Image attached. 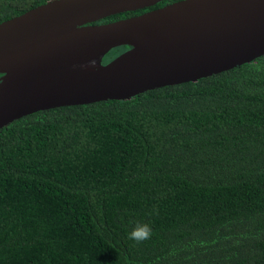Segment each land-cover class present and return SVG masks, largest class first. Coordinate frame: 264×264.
I'll return each instance as SVG.
<instances>
[{"label": "trees", "instance_id": "1", "mask_svg": "<svg viewBox=\"0 0 264 264\" xmlns=\"http://www.w3.org/2000/svg\"><path fill=\"white\" fill-rule=\"evenodd\" d=\"M43 1L0 0V21ZM0 264H264V54L2 125Z\"/></svg>", "mask_w": 264, "mask_h": 264}, {"label": "water", "instance_id": "2", "mask_svg": "<svg viewBox=\"0 0 264 264\" xmlns=\"http://www.w3.org/2000/svg\"><path fill=\"white\" fill-rule=\"evenodd\" d=\"M158 1L45 0L1 20L0 127L37 110L195 81L264 54V0H173L97 22Z\"/></svg>", "mask_w": 264, "mask_h": 264}, {"label": "clouds", "instance_id": "3", "mask_svg": "<svg viewBox=\"0 0 264 264\" xmlns=\"http://www.w3.org/2000/svg\"><path fill=\"white\" fill-rule=\"evenodd\" d=\"M153 236V229L149 223L136 222L134 227L127 233V239L134 244H141L150 240Z\"/></svg>", "mask_w": 264, "mask_h": 264}]
</instances>
